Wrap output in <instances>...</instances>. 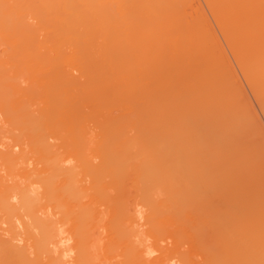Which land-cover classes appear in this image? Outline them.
I'll list each match as a JSON object with an SVG mask.
<instances>
[{
    "label": "bare ground",
    "instance_id": "6f19581e",
    "mask_svg": "<svg viewBox=\"0 0 264 264\" xmlns=\"http://www.w3.org/2000/svg\"><path fill=\"white\" fill-rule=\"evenodd\" d=\"M226 50L264 113V0H0V264H264Z\"/></svg>",
    "mask_w": 264,
    "mask_h": 264
},
{
    "label": "rangeland",
    "instance_id": "374dc122",
    "mask_svg": "<svg viewBox=\"0 0 264 264\" xmlns=\"http://www.w3.org/2000/svg\"><path fill=\"white\" fill-rule=\"evenodd\" d=\"M220 37V36H219ZM220 40L222 41V39H221V37H220ZM223 42V41H222ZM226 52H227V54L229 53L227 50H226ZM229 55V57L231 58L230 60H231V62L233 63V65H234V67H235V70H236V72L238 73V76H239V79H240V82L241 83H243L242 84V86H243V89H244V91H242V92H245L243 95H246L247 97H248V100L246 99V101H247V104H248V101H249V105H251L250 107H252V115H253V109H254V112H255V115H256V117L258 118V122L257 123H259L260 125H257V124H255V128H257V126H259V130H257L256 129V131H254V132H256V135H258L259 134V131H260V136L258 135L257 136V139H258V137H259V139H261L260 137H263L264 138V113L262 112V110L260 109V106H259V104H258V102H257V100L255 99V97L254 96H252L253 95V93L251 92V94H250V91H249V87H248V85H247V83H246V81H245V79L243 78V76L241 75V73H240V71L238 70V68H237V66L235 65V63H234V61H233V58H232V56H231V54L229 53L228 54ZM242 86H241V88H242ZM251 103V104H250ZM254 106V107H253ZM255 115L253 116V118L255 117ZM255 117V118H256ZM255 120H257V119H255ZM261 126V127H260ZM254 128V129H255ZM254 129H252V134L251 135H253V130ZM261 129H263L262 131H261ZM258 133V134H257ZM256 135H255V138H256ZM254 138V136H252V139ZM261 139V140H258L259 141V143H260V141L261 142H263L262 140H264V139ZM254 141H256L257 142V140H254ZM256 142L254 143V144H256ZM258 142H257V144H259ZM256 144V146H258V148H260L261 149V146H259V145H261V143L259 144V145H257ZM263 145V144H262ZM263 147H264V145H263ZM262 147V148H263ZM257 148V147H256ZM264 149V148H263ZM258 150V149H257ZM258 151H261V150H258ZM263 151L264 150H262V154H264L263 153ZM260 155H261V152H260ZM260 157V156H259ZM262 159V158H261ZM263 162H264V160H263ZM264 165V164H263Z\"/></svg>",
    "mask_w": 264,
    "mask_h": 264
}]
</instances>
